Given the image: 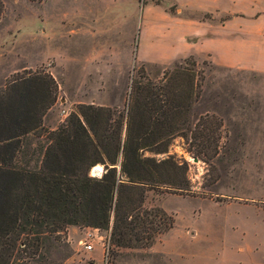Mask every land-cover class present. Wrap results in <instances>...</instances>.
Returning <instances> with one entry per match:
<instances>
[{
  "label": "rangeland",
  "instance_id": "rangeland-1",
  "mask_svg": "<svg viewBox=\"0 0 264 264\" xmlns=\"http://www.w3.org/2000/svg\"><path fill=\"white\" fill-rule=\"evenodd\" d=\"M1 1L0 89L26 72L49 74L58 91L46 129L78 104L124 109L141 66L154 77L192 55L204 70L191 122L205 114L222 120L219 154L210 167L185 152L182 138L173 141L170 154L187 160L194 196L149 193L174 228L113 264H264V100L258 112L252 101L264 99V75L236 67L251 48L263 57L264 0ZM87 234L91 252L80 243ZM96 234L107 237L69 227L23 264H105Z\"/></svg>",
  "mask_w": 264,
  "mask_h": 264
},
{
  "label": "trees",
  "instance_id": "trees-1",
  "mask_svg": "<svg viewBox=\"0 0 264 264\" xmlns=\"http://www.w3.org/2000/svg\"><path fill=\"white\" fill-rule=\"evenodd\" d=\"M204 80L192 55L154 77L141 66L124 109L78 104L54 130L43 126L57 100L49 74L26 72L0 89V264H23L72 226L107 232V264L163 241L175 220L149 193H195L173 141L210 167L220 151L222 120L191 122Z\"/></svg>",
  "mask_w": 264,
  "mask_h": 264
},
{
  "label": "crops",
  "instance_id": "crops-1",
  "mask_svg": "<svg viewBox=\"0 0 264 264\" xmlns=\"http://www.w3.org/2000/svg\"><path fill=\"white\" fill-rule=\"evenodd\" d=\"M253 13V12H252ZM250 13V14H252ZM246 51V50H242ZM242 51L236 53L238 57L242 56ZM255 49H249L248 52H245V55H249L250 59L245 60V59H238L236 60V67L239 69H242L244 71L252 72V73H259L264 75V52H263V57H260L258 54L255 56ZM264 99L261 98H256L254 103L256 104V112H258V106L262 103Z\"/></svg>",
  "mask_w": 264,
  "mask_h": 264
},
{
  "label": "built area",
  "instance_id": "built-area-1",
  "mask_svg": "<svg viewBox=\"0 0 264 264\" xmlns=\"http://www.w3.org/2000/svg\"><path fill=\"white\" fill-rule=\"evenodd\" d=\"M97 171H98V169H97ZM93 231L98 232V229H93ZM95 237L99 238V240L102 241L104 261H105V264H107V260L105 258V253H106L107 246H108L107 237L103 239L102 237H99L97 234L95 235ZM90 240H91V234H87L86 238H84L80 242L82 244L84 250L87 251V252H91L93 250V245L90 243Z\"/></svg>",
  "mask_w": 264,
  "mask_h": 264
},
{
  "label": "water",
  "instance_id": "water-1",
  "mask_svg": "<svg viewBox=\"0 0 264 264\" xmlns=\"http://www.w3.org/2000/svg\"><path fill=\"white\" fill-rule=\"evenodd\" d=\"M194 161H195V162H197V160H196V159H194ZM94 170H97V168H94Z\"/></svg>",
  "mask_w": 264,
  "mask_h": 264
},
{
  "label": "bare ground",
  "instance_id": "bare-ground-1",
  "mask_svg": "<svg viewBox=\"0 0 264 264\" xmlns=\"http://www.w3.org/2000/svg\"><path fill=\"white\" fill-rule=\"evenodd\" d=\"M96 168H97L98 170H100V167H99V166H97Z\"/></svg>",
  "mask_w": 264,
  "mask_h": 264
}]
</instances>
